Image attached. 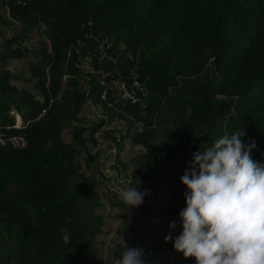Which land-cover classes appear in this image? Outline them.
I'll return each instance as SVG.
<instances>
[{
	"label": "trees",
	"instance_id": "1",
	"mask_svg": "<svg viewBox=\"0 0 264 264\" xmlns=\"http://www.w3.org/2000/svg\"><path fill=\"white\" fill-rule=\"evenodd\" d=\"M0 23L15 30L0 37V61L25 57L28 71L0 67V133L26 137L22 147L0 143V264H87L101 230L102 216L93 210L101 201L77 155L84 150L86 162L94 161L100 149L88 147L98 130L114 148L110 166L117 171L127 166L123 137L141 146L130 159L134 186L139 177L162 173L179 151L190 161L225 131L254 141L252 158L264 163V0H0ZM34 27L38 56L31 58L24 42ZM102 37L111 45L98 58ZM128 54L145 88L143 110L103 91L97 78L109 70L128 82ZM80 57L88 58L87 69ZM86 101L99 105L108 122L122 119L126 131L108 127L105 117L86 123ZM135 121L140 129L129 133ZM65 127L68 141L61 137ZM183 208L167 203L164 212L180 221ZM118 216L120 230L135 229L125 212ZM123 250L118 243L114 254L120 258Z\"/></svg>",
	"mask_w": 264,
	"mask_h": 264
},
{
	"label": "clouds",
	"instance_id": "2",
	"mask_svg": "<svg viewBox=\"0 0 264 264\" xmlns=\"http://www.w3.org/2000/svg\"><path fill=\"white\" fill-rule=\"evenodd\" d=\"M16 115L12 126L18 127ZM241 136L225 131L193 153L180 177L187 188L186 207L179 213L182 231L173 248L196 264H264V163L252 158L255 142L245 144ZM148 194L150 190L135 186L122 190L120 197L129 209L142 205ZM175 227L173 220L169 228ZM69 239L63 236L65 243ZM171 239V233L165 236ZM142 256L143 249L125 242L116 264H144Z\"/></svg>",
	"mask_w": 264,
	"mask_h": 264
},
{
	"label": "crops",
	"instance_id": "3",
	"mask_svg": "<svg viewBox=\"0 0 264 264\" xmlns=\"http://www.w3.org/2000/svg\"><path fill=\"white\" fill-rule=\"evenodd\" d=\"M2 13L4 16L7 17V9L5 7L2 8ZM37 28L34 27L30 31H35ZM0 30H1V35L0 37L4 36H10L14 31L12 29V26L2 24L0 23ZM6 31L8 33H6ZM29 31V32H30ZM10 32V33H9ZM38 36V33H37ZM27 39V38H26ZM26 41V40H25ZM25 43V42H24ZM37 47V45H36ZM1 49L3 47L0 46ZM32 50H37V49H32ZM31 58H36L38 54H32L29 55ZM16 62V61H24L26 63L25 66V74L28 75L27 71V58L25 57H19V58H6L2 61H0V67L3 68V66H6L4 63L8 64L10 62ZM14 73V72H13ZM23 75V74H21ZM11 82L15 84L18 87H24L29 89L32 93L36 94L37 96H40V91L38 89H33L30 87V83L23 81L20 78H13L11 79ZM90 103L89 101H86V103ZM92 104V103H90ZM93 105V104H92ZM99 106V105H97ZM84 109V108H83ZM83 111V110H82ZM87 116V114H85ZM102 115V114H100ZM122 119H115L111 120L108 122L107 118L105 117V121L108 122V127H116L120 131H123V128L117 125L116 121H119ZM123 121V120H122ZM124 123V121H123ZM135 125L132 124L131 128L134 127ZM64 129V128H63ZM62 129V130H63ZM62 132V131H61ZM97 142L95 145L89 144L88 151L92 153L95 149H98L99 147H103L102 141L104 142V147L105 146V140L102 137L101 131H97L95 133ZM129 141L131 145L134 147H137L140 151L141 146L139 144H132L129 140V136H124L123 140ZM101 142V143H100ZM125 143V142H124ZM78 147V146H77ZM108 147V146H107ZM109 150H113L114 153V148L113 147H108ZM80 154L83 157H86L84 150H81ZM79 155H77L78 157ZM182 156V157H181ZM100 158V152L96 156V159L98 160ZM101 159V158H100ZM77 160H80L78 158ZM95 161V159H94ZM94 161L86 162L85 166L84 163H80V171L83 172L84 174L88 176H93L95 169L93 168V163ZM86 168H89L90 171L94 170L92 175L90 173L86 172ZM130 170V164L126 166L125 169ZM188 168V163L187 160L184 157V152L179 151L175 153L173 162L169 164L168 166L165 167L164 171L159 174H151L149 178L147 179H142L139 177L140 181V186L144 185L147 183V185H150L147 190H150V194L146 195L144 197V202L142 205L139 207H134V208H129L123 203L121 197H120V192L118 189H113L111 187V193L115 194L116 198L120 199L122 202V207L121 209L124 210L125 214L130 218L131 221L135 222V229H121V223H122V218L121 222L120 219L118 218L119 216L113 217L111 220L108 218L107 213L105 210H114L118 211L121 210L120 206H118L116 203H113L115 205L110 204V201L103 199V196L106 194L108 197H113L114 195H111L110 192L107 193V191L104 190V194L100 193L98 191L99 199L101 203L93 208V210L96 213L101 214L102 216V225H101V230L95 234L93 237V242H92V249L88 254V261L87 264H116V260L119 259L115 254L114 250L116 248V245L118 243L121 244V246L125 247V242L128 244L129 247H139L143 249V256L142 259L144 261V264H161L157 263L155 259H159L160 256L161 258H166V259H176V251L173 248V245H169V243L165 244H159L160 241H166L165 236L171 233L173 230H175L174 235L178 234V230L181 232L182 231V225L179 220L174 219L173 217L167 215L164 212V206L167 203H178L182 204L180 202L181 200L185 199V196H183L182 193L177 192V185L183 184L180 180V177L184 174L185 170ZM99 170H104L102 169L101 163L99 165ZM115 173L117 172L116 170L112 169ZM122 171V170H121ZM129 174V171H128ZM115 178L114 181H120L117 180V177L114 174ZM94 177V176H93ZM129 177V176H128ZM128 179V178H127ZM96 182V181H95ZM145 185V186H147ZM99 188V187H98ZM97 191V187L95 188ZM102 191V189H101ZM179 194V195H178ZM178 195L179 197H177ZM172 199V200H171ZM113 201L116 202L113 198ZM111 209H110V208ZM186 207V206H183ZM175 220L176 221V227L174 229L169 228V224L171 221ZM178 228V229H177ZM179 232V234H180ZM125 241V242H124ZM165 244V245H163ZM154 247H157L159 250L153 251ZM182 254V253H181ZM180 257V255H179ZM184 258V256H182Z\"/></svg>",
	"mask_w": 264,
	"mask_h": 264
},
{
	"label": "rangeland",
	"instance_id": "4",
	"mask_svg": "<svg viewBox=\"0 0 264 264\" xmlns=\"http://www.w3.org/2000/svg\"><path fill=\"white\" fill-rule=\"evenodd\" d=\"M12 29L14 31L13 27H12ZM6 33H8V32L6 31ZM37 39H38L37 32L30 31L29 35H28V38L26 39V41L24 43L27 46V48H29L32 51V53L30 55L33 54V51H36V50H32V49H37V47H36V40ZM4 64L6 66H3V68H5L6 70H8V71H10L12 73L14 72V73H17V74H23V75L25 74L26 63L24 61H21V62H19V61L13 62L12 61L9 64H8V62L4 63ZM85 66H86V63H85V61L82 60V63H80V67L81 68H85ZM81 114L84 117L86 123H90V122L96 121L100 117H105L103 115H100V114H102L100 106L92 105V104H90L88 102L86 104L85 103L83 104V106L81 108ZM85 114H87V116ZM16 122L19 123V116L18 115H16ZM116 123H117V125H119L120 127L123 128V132L126 131V127L124 126V123H123L122 120L116 121ZM114 128H116V127H114ZM132 128H135V126L132 127ZM116 129H118V128H116ZM61 137L65 141H68L70 139V127H65L62 130ZM102 144H103V147H104V142L103 141H102ZM105 145H106V142H105ZM103 147L102 148L99 147V149H100V158L101 159L99 158L97 160L95 158V161L93 163V168L95 169V171L94 170L90 171L89 168H86V172L90 173L92 175L91 172L94 171V175H93L94 177L93 178L96 181L95 182V188L97 187V193L99 191L103 195L104 194L103 193L104 192L103 189L105 188L107 193L110 192V194L114 195V196L113 197H108V195L105 192V195L103 196V199H106V200L110 201V204H112V205H115L113 203H117V205L120 203L119 205H120V209H121L122 202L120 201V199L116 198L115 194L111 193V189H112L111 187H113V189L116 188L119 191H122V190H125L127 188L135 187V186L130 182V177H128V171H129L128 168L124 169L122 171H117L116 170L117 171L116 173L112 170L113 168H111L110 165L113 162V150H109L107 146H105L106 148H103ZM138 150L139 149L137 147H134L133 145H131L129 143V141H127L126 139L123 140L122 148L120 150V157H121L122 160H124L127 163V165L130 164V168L132 166L130 159L136 152H139ZM78 158H80V160H78V163L80 164L82 162V163H84V166H85V163H86L85 157H83L81 154H79L77 159ZM100 163H101L102 169H104V170H102V172H101V170L98 169ZM114 174L116 176H118L117 180H120V181H114V178H115ZM145 185H147V183H145L144 185L140 186V182H139V184L137 185L138 190L139 191H144V190H147L148 187H150V185H147V186H145ZM101 189H102V191H101ZM176 191L179 192V193H182L183 196H184V193L187 191V188H186V186L184 184H179V185H177V190ZM178 195H176V196L179 197ZM113 198H114V200L116 202L113 201ZM180 202H182L183 206H186L185 199L181 200ZM105 211L108 212L107 216L111 220L116 215L118 216V213L123 212L124 210L121 209V210H119V212L118 211H114V210H110V211L109 210H105ZM120 217L121 216H119L118 218L120 219V222H121V218ZM175 230H173L171 232V235H172L173 239L168 240V241H160L159 244L167 242V243H169V245H173L174 238L177 235H179V232H180L178 230V234L173 236ZM167 243H165V244H167ZM165 244H163V245H165ZM179 255H180V257H179ZM182 256H183V254H181V252H177L176 253V257H175L176 259H169L168 260L166 258H161V256H160V258L159 259H155V261H157V263H161V264H196L195 258H183Z\"/></svg>",
	"mask_w": 264,
	"mask_h": 264
},
{
	"label": "built area",
	"instance_id": "5",
	"mask_svg": "<svg viewBox=\"0 0 264 264\" xmlns=\"http://www.w3.org/2000/svg\"><path fill=\"white\" fill-rule=\"evenodd\" d=\"M17 2H20L21 0H16ZM89 21L87 22V24ZM111 45V40H109L107 37H102L98 39L97 45L94 47V51L97 54L98 58H102L107 56V50ZM129 59L133 61V65L129 70V81H125L122 77H115L111 74V72L108 71H102L97 76L98 81L100 85L103 88V91L105 89H110L113 94L116 95L117 98L121 100H127L130 103H137L141 110L144 109V96H145V88L143 85L136 80L135 73H134V57H131L129 54L127 55ZM88 58L87 57H80L79 61L82 63V60L85 61L86 66L85 68H88ZM80 63L78 64L80 66ZM108 78H105V77ZM49 104V103H48ZM47 104V106H48ZM45 111V107H42L36 117L42 115ZM143 113V111H142ZM135 128H129V133H132L134 130H139L141 123L139 121L134 122ZM96 133V132H95ZM9 142L12 146L16 147H22L26 143V137L22 134H13V133H7V135L3 136L2 133H0V143ZM261 154L264 157V149H261Z\"/></svg>",
	"mask_w": 264,
	"mask_h": 264
}]
</instances>
